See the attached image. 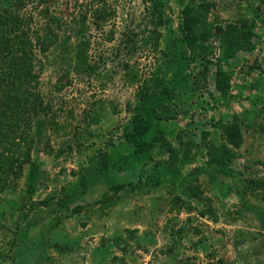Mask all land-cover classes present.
<instances>
[{
	"label": "rangeland",
	"instance_id": "obj_1",
	"mask_svg": "<svg viewBox=\"0 0 264 264\" xmlns=\"http://www.w3.org/2000/svg\"><path fill=\"white\" fill-rule=\"evenodd\" d=\"M13 1L0 0V7L16 11L14 17L47 7L55 20L41 33L30 28L24 54L45 107L29 114L20 153L13 144L19 123H11L10 132L18 127L13 142L0 137V153L12 161V168L0 164V264H264V186L245 181H264L261 107L244 114L247 104L236 103L219 113L218 124L196 120L223 100L219 86L243 92L237 79L249 52L242 47H264V0H205V16L192 11L194 0H21L16 7ZM98 10L103 19H96ZM192 14L202 22L195 43L202 49H182L186 79L173 89L170 118L162 122L178 155L190 148L188 159L169 163L165 148L154 146L132 168L97 179L101 155L128 149L121 132L141 84L171 77L163 60ZM233 44L239 49L231 52ZM14 74L13 68L8 76ZM6 80L9 91L2 89L11 97L16 83ZM232 113L237 146L221 129ZM27 145L36 168L23 162L17 170L16 156ZM221 146L233 156L213 169L207 152ZM165 167L177 174L162 175ZM111 182L124 186L114 193ZM207 202L213 215L199 213Z\"/></svg>",
	"mask_w": 264,
	"mask_h": 264
},
{
	"label": "trees",
	"instance_id": "obj_2",
	"mask_svg": "<svg viewBox=\"0 0 264 264\" xmlns=\"http://www.w3.org/2000/svg\"><path fill=\"white\" fill-rule=\"evenodd\" d=\"M194 1L195 3L193 4L194 7L192 8V11L205 16L204 8L207 6L205 0ZM13 2L16 7V3H20L21 0H14ZM42 2L43 1L40 2V5ZM155 3L156 0H154V4ZM5 6L6 3L4 7ZM39 9L42 11H31L38 14L37 18L36 14L33 13L28 14L26 17H14L12 15H16V11L12 12L11 10H8L7 7L4 9L0 7V14L3 15L0 17V137L6 139L8 142H13V135L18 127H16V130L15 127H13L14 133L10 132L11 123L12 125L20 124L18 137L16 136L18 141L16 143L13 142L16 148V154L21 151L19 143H26L25 139L27 137V131H29V114L36 115V113L44 106L43 102H41V99H39L37 93L34 91V85L31 84L36 78V75L31 72V65L25 63L26 58L24 55L28 50L29 37H32L30 35H32V33L34 34V31L36 33H39V31L40 33L46 31L48 26L45 23L47 21L48 23H51L55 20V14H52L50 9L48 10L47 7ZM98 11L99 15L98 13L96 14V19H103L105 17L104 10ZM39 19L41 22H44L43 26L41 25V22H39ZM19 24L24 27V29L19 31L16 30ZM200 24H202L201 20H198L196 15L192 14L188 21L183 24V28H181L185 34L183 38L181 40L179 38H176V40H170L171 45L174 44L176 46H172L174 50L171 51L169 55L170 57L163 60V63L166 66V70L173 69L170 74L171 77L168 80H165L163 76L156 75L148 83L144 81L141 84L142 86L136 91V101L133 103V106L130 110V105H127L126 107L128 118L126 119L121 132L123 140L128 144V149L124 151L112 149L108 154L101 155L97 160V172L100 173L96 174L97 179H99L98 177H101L109 180L108 177H110L112 172L110 170L115 171V173H120L121 171L130 169V167L132 168L138 164L141 159H145L147 156L146 154L149 153L154 146L165 148L169 163L178 160L181 164L188 159L190 148H183L182 153L178 155V149L170 146L165 138L162 122L170 118L168 111L172 108L171 102L174 97L172 92L173 89L179 86V82L181 83L186 79V74L183 69L187 65L189 59H185L184 50L182 49H202L199 44L197 47L195 44L197 40L200 41V38L196 34V30ZM30 28L33 29L32 33L29 31ZM262 38L264 40V30ZM47 40L49 41L47 44L51 43L48 38ZM237 48L235 44L230 46V50H232L231 52L236 51ZM242 48L249 52L242 62L241 72L243 74L237 79L239 82V88H241L243 92L240 94L232 87L228 90V85L219 86V92L223 100L221 102H213L206 109H203L202 112H199L198 114L196 113V120L198 122L212 121L218 124V120H214L218 118L219 113L221 111L225 112L227 108H233L236 103L247 104V106L244 107V112H242L244 114L249 109H252L259 104L261 108H259L258 111L264 122V104H260L264 95V80L260 78L261 66L259 62L260 59L264 60V47L254 49V46L248 42ZM15 50L16 54L14 53ZM20 54L22 57L19 58L17 55ZM15 62L16 68L15 64H13ZM11 64L13 65L8 67ZM13 68L15 74L10 77L8 76V73ZM12 78H16V81ZM6 79L16 83V88L11 97L7 92L4 94V89L9 91L8 84L5 83V81H8ZM30 86L31 88H29ZM2 87H4V89H2ZM12 103H14L13 106H16V108L11 106ZM230 123V125L221 126V129L226 134L228 143L237 146L241 135L236 113H232V121ZM262 130L264 131V126L262 127ZM180 143L183 146L186 144V142L179 141V144ZM28 149L29 145H27L25 150L21 152V159L16 156L17 170L20 169L23 162L29 163L31 171L36 168V163L33 161L31 162L29 158ZM2 155L4 160L0 164L3 166L5 165L6 168H12V161H10L7 155L1 153L0 158ZM232 156L233 153H228L223 146H221L220 149L212 148L207 152L206 164L215 169L217 166L229 161ZM164 174L175 176L177 170L176 168L165 167L162 175ZM245 181L247 186H252L253 188L258 187L259 185L264 186V181L259 182L251 178H248ZM123 186L124 184H113L111 182L109 189L115 193ZM191 192V195L198 197V188H194ZM70 195L71 193L68 194L69 197H71ZM69 197L64 196L59 204H62V206L64 205L63 207H65L66 203L69 201ZM102 201L110 204L112 198L111 196H105ZM204 206L205 209L199 213L203 215L206 212L213 215V210L210 207V204L207 202ZM74 210H78V208ZM128 233L130 234L131 231L128 230ZM112 241L113 243H116L115 238H113Z\"/></svg>",
	"mask_w": 264,
	"mask_h": 264
}]
</instances>
